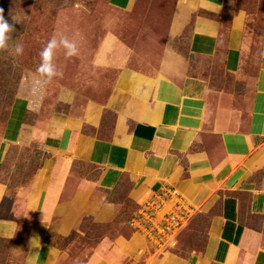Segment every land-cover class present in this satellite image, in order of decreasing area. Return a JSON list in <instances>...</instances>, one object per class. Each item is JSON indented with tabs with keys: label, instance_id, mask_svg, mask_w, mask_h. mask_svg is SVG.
Segmentation results:
<instances>
[{
	"label": "crops",
	"instance_id": "crops-1",
	"mask_svg": "<svg viewBox=\"0 0 264 264\" xmlns=\"http://www.w3.org/2000/svg\"><path fill=\"white\" fill-rule=\"evenodd\" d=\"M152 5L163 30L178 23L184 6H194L189 50L219 71L177 79L118 65L106 96H88L77 113L40 117L48 128L36 132L38 142L25 132L24 119L9 128L15 98L2 140L39 150L21 184L12 185L0 164V240L23 241L20 264H264V10L248 25L241 9L226 22L224 0ZM158 34L146 31L134 49L161 68L146 46L162 47ZM169 188L191 215L206 216L196 247L178 249V237L174 246L152 245L131 222L126 238L103 230L85 246L90 223L114 214L113 193L125 192L124 207L135 216Z\"/></svg>",
	"mask_w": 264,
	"mask_h": 264
},
{
	"label": "rangeland",
	"instance_id": "rangeland-1",
	"mask_svg": "<svg viewBox=\"0 0 264 264\" xmlns=\"http://www.w3.org/2000/svg\"><path fill=\"white\" fill-rule=\"evenodd\" d=\"M117 1L119 0H0L5 19L14 27V31L10 33L9 46L0 49V164L12 179V185L21 184L34 170L39 152L38 148L18 144L8 147L2 140V131L15 98L9 128L12 124L16 127L24 119L25 132L34 137V142H38L36 132L48 128L40 124L42 121L58 116V113H77L88 96H106L114 86L121 64L177 79L182 78L183 72L211 77V73L219 71V66L216 68L214 61L189 50L191 22L199 12L194 6H184L183 15L180 14L176 19L179 20L178 23L163 30L167 25L155 22L151 14L159 7L150 6L151 0H127L128 6L114 5ZM239 9L248 13L250 25L253 15L264 10V0H224L226 22ZM148 14L151 17L144 22ZM146 31L149 35H161L159 40L163 41L162 47L155 46V43L146 45L147 51H154L153 55L157 59L155 62L158 61L161 68L145 60V56L134 49L135 45L139 48L143 46L140 37ZM158 35L153 37L156 42H159L156 40ZM53 36L57 38V47L52 52V63L62 76L48 79L37 68L41 63L40 52ZM61 37L76 43V55H66L67 49L59 42ZM16 44L23 45V52L19 55L14 52ZM114 55L118 58L117 64L110 60ZM122 56L126 58L124 63L119 61ZM177 67L182 71L181 75H177ZM18 97L28 103L26 111L24 100ZM75 105L77 106L74 107ZM40 117L43 118L42 121H39ZM124 194L121 190L110 196L119 200L115 212L104 224L95 226L90 223L85 246H90L91 237L98 231L110 230L112 236L117 238H126L133 233L129 222L134 209L124 207ZM148 203L150 202L145 204ZM145 211L148 212L146 209ZM191 216L188 224L176 235L178 249L196 247L199 233L203 231L205 214L199 218L196 213ZM149 218L144 216L148 230L142 232L148 243L156 245L159 240L158 231L152 228ZM58 240L61 243L64 241ZM13 242L14 247L11 245ZM22 248L23 241L19 238L12 241L0 240V264H20Z\"/></svg>",
	"mask_w": 264,
	"mask_h": 264
},
{
	"label": "built area",
	"instance_id": "built-area-1",
	"mask_svg": "<svg viewBox=\"0 0 264 264\" xmlns=\"http://www.w3.org/2000/svg\"><path fill=\"white\" fill-rule=\"evenodd\" d=\"M161 210L163 211L159 213ZM191 212V208L185 205L180 193L175 188H169L158 201H150L141 207L130 222L142 232V230H148L144 216L150 217L152 228L154 227L155 231H158L159 240L156 245L165 246V243L175 245L176 235L187 223ZM149 213L157 214V216Z\"/></svg>",
	"mask_w": 264,
	"mask_h": 264
},
{
	"label": "clouds",
	"instance_id": "clouds-1",
	"mask_svg": "<svg viewBox=\"0 0 264 264\" xmlns=\"http://www.w3.org/2000/svg\"><path fill=\"white\" fill-rule=\"evenodd\" d=\"M13 31V25L5 19L3 9L0 8V49H5L9 46L8 41L10 39V33ZM59 42L67 49V56H74L77 54L78 49L75 42L68 40L66 37H61ZM55 47H57V38L53 36L40 52L41 63L38 66L37 71L46 76L48 79L56 76H62V73L58 72L52 63V52ZM14 52L17 55L21 54L23 52V45L16 44L14 46Z\"/></svg>",
	"mask_w": 264,
	"mask_h": 264
}]
</instances>
